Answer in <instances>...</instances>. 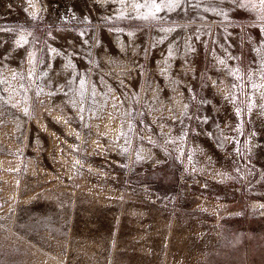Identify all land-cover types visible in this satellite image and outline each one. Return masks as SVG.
Here are the masks:
<instances>
[{
	"label": "rangeland",
	"instance_id": "obj_1",
	"mask_svg": "<svg viewBox=\"0 0 264 264\" xmlns=\"http://www.w3.org/2000/svg\"><path fill=\"white\" fill-rule=\"evenodd\" d=\"M0 264H264V0H0Z\"/></svg>",
	"mask_w": 264,
	"mask_h": 264
}]
</instances>
